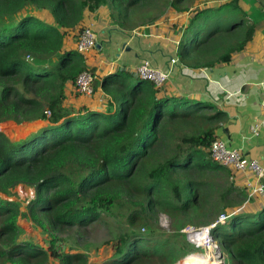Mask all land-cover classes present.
<instances>
[{"label": "trees", "instance_id": "obj_1", "mask_svg": "<svg viewBox=\"0 0 264 264\" xmlns=\"http://www.w3.org/2000/svg\"><path fill=\"white\" fill-rule=\"evenodd\" d=\"M186 1L0 0V124L48 122L18 142L0 132V264H49L51 258L89 264L88 251L61 249V236L76 231L83 238L98 226L115 231L113 225L118 245L105 264H175L173 244L164 243L195 219L204 215L209 226L223 213H235L212 231L225 264H264V206L240 211L251 198L248 190L237 187L232 171L211 155L225 112L165 95L124 71L95 81V93L101 88L108 99L103 109L77 102L75 91L71 102L69 88L79 75L95 74L77 50L92 16L106 10L112 25L133 31L158 23L170 10L187 13ZM236 5L196 11L179 43L184 65L212 68L245 50L255 29L244 14L232 18ZM20 185L36 191L27 212L1 197ZM159 214L176 230L166 241L141 234L155 232ZM20 218L49 237V249L20 240Z\"/></svg>", "mask_w": 264, "mask_h": 264}, {"label": "crops", "instance_id": "obj_2", "mask_svg": "<svg viewBox=\"0 0 264 264\" xmlns=\"http://www.w3.org/2000/svg\"><path fill=\"white\" fill-rule=\"evenodd\" d=\"M233 1L237 2L238 19L240 14H244L246 24L255 29V35L245 50L233 54L229 63H220L212 68L196 69L184 65L178 57L179 43L183 28L196 11L199 8H218ZM186 4L190 8L187 13L178 14L170 10L158 23L133 31L112 25L106 10H101L89 20V28L97 36V46L85 55L87 64L98 79L121 71L135 75V68L145 62L163 71H171L162 92L210 104L225 112L228 120L218 131V137L231 148L242 150L264 168V128L258 136L252 134V127L264 121V0H187ZM172 60H177L174 65ZM74 91L71 85L70 98L75 97ZM94 95L81 96V99L86 100L84 104L103 109L108 99L101 88ZM235 175L236 186L247 189L255 202L247 212H257L264 206V194H253L251 185L256 187L260 181L250 174ZM23 219L18 221L23 229L20 240H32L31 227L24 226Z\"/></svg>", "mask_w": 264, "mask_h": 264}, {"label": "rangeland", "instance_id": "obj_3", "mask_svg": "<svg viewBox=\"0 0 264 264\" xmlns=\"http://www.w3.org/2000/svg\"><path fill=\"white\" fill-rule=\"evenodd\" d=\"M232 18H236L238 16V13L232 14ZM210 17V16H207ZM205 21L206 19L203 18ZM207 20H211L212 23L214 20L212 18H209ZM77 98H71V102H76ZM77 102H86L84 99H80ZM12 122H6L0 124V132H3L12 142H18V140H24L28 138L30 135H32L34 132H36L38 129L45 127L48 125V122L45 121H38L34 123H24V124H10ZM18 134V135H17ZM19 136V139H17ZM17 139V140H16ZM16 140V141H14ZM235 180L237 175H233ZM224 181L223 179L221 180ZM25 185H20L16 188H14L11 191L10 195H1L2 198L13 201V202H19L21 204V211L27 212V207L29 203L36 197V191L32 188H28L27 190ZM241 208V210L250 209L251 205H254L255 202H253V198L251 197L250 200H247ZM207 217L204 215L195 219L193 224H189L186 228L182 229L178 232V235L173 239H169L170 243L167 241L164 244H173L172 250L174 251V258L171 260H178L175 264H183L190 258H195V262L197 259L201 257H206L207 264H216V262L220 261V264H225V261L227 259V255L224 254L220 248V245L216 242L215 239L212 238L213 244H206L204 246L197 245L196 242L193 241V239L188 237L186 231L189 230V228L200 231L204 228L208 227L203 225L204 221H206ZM22 224L26 227H31L30 232L33 234V237H31L32 240L28 241H34L35 243L40 244L45 249H49V237L47 235L41 234L40 230L32 223H30L29 220L26 218L23 219ZM210 226V225H209ZM115 231L111 232L105 227H96L94 230L92 229L89 233L82 234L84 237L81 238L79 236L78 232L72 231L70 234L62 235L61 237L64 238V242H61L60 246L61 249H63L65 252H71V253H78V252H89V264H105L106 262H109L115 255V248L118 245V239L115 238V232L116 234L119 233L118 225H113ZM158 228V229H157ZM153 229L155 232H152L148 234V230L141 229V234H145L144 236L146 238H149V240H154L153 238L165 240L166 238H171L173 236V233L176 232L173 221L164 214L158 215V222L157 224H154ZM205 230V229H204ZM204 232V231H203ZM202 233V232H201ZM148 234V235H147ZM203 234H206L204 232ZM191 239V240H190ZM163 240V241H164ZM106 241H110L109 244H104ZM195 244H194V243ZM145 249H149V247L144 246ZM177 249V252L175 251ZM163 252V250H162ZM210 258V259H209ZM175 261V260H174ZM173 262V261H172ZM49 264H60L59 261L54 260L53 258L50 259ZM193 264V263H189Z\"/></svg>", "mask_w": 264, "mask_h": 264}, {"label": "built area", "instance_id": "obj_4", "mask_svg": "<svg viewBox=\"0 0 264 264\" xmlns=\"http://www.w3.org/2000/svg\"><path fill=\"white\" fill-rule=\"evenodd\" d=\"M97 46V36L91 28H86L80 36L77 44V50L83 55L88 54L94 50ZM177 60H172L174 65ZM170 72L161 70L160 68L152 66L149 62H145L135 68V75L145 81L151 82L156 88H162L168 81L170 77ZM97 76L90 71H84L77 78L74 88L75 92L83 97H92L95 94L94 83L97 80ZM48 117L51 116L50 112L46 113ZM264 128V121L256 123L252 127L253 136H258L261 130ZM212 158L217 164L229 168L233 175L235 174H250L257 178L260 183L258 186L253 188V194H264V168L261 164L248 158L242 150L231 148L226 141L223 139L216 140L212 147L210 148ZM252 197V195H250ZM235 213H223L219 216L218 220L204 228L207 229V244H213L212 242V231L219 225H226L227 222ZM196 231L191 228L186 231L188 237L190 238L193 234H198L204 231ZM214 239V238H213ZM191 240V239H190ZM194 243V242H193ZM195 244V243H194ZM220 264V261H218Z\"/></svg>", "mask_w": 264, "mask_h": 264}, {"label": "bare ground", "instance_id": "obj_5", "mask_svg": "<svg viewBox=\"0 0 264 264\" xmlns=\"http://www.w3.org/2000/svg\"><path fill=\"white\" fill-rule=\"evenodd\" d=\"M204 232H206V234H203ZM204 232H202V233H198V234H193V235H192L191 238L193 239L194 242H196L197 245H202V246H204V245L207 244V239H208V237H207V232H208V230L205 229ZM209 259H210V258H209ZM196 262H198V261H196ZM196 262H193V264H199V262H198V263H196ZM200 263H201V262H200ZM212 264H214V263H212ZM216 264H219V263L216 262Z\"/></svg>", "mask_w": 264, "mask_h": 264}, {"label": "water", "instance_id": "obj_6", "mask_svg": "<svg viewBox=\"0 0 264 264\" xmlns=\"http://www.w3.org/2000/svg\"><path fill=\"white\" fill-rule=\"evenodd\" d=\"M10 122H12V121H10ZM12 123H15V122H12ZM15 124H18V123H15ZM22 124H24V123H22ZM223 131H224V133L228 134V130L224 129ZM17 135H18V134H17ZM17 139H19V136H18ZM17 139H16V140H17ZM16 140H14V141H16ZM18 141H20V139H19Z\"/></svg>", "mask_w": 264, "mask_h": 264}]
</instances>
